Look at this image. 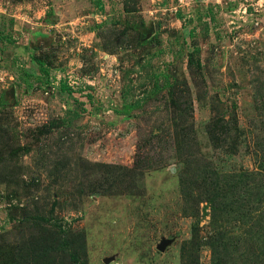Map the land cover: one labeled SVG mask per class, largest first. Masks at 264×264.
Returning <instances> with one entry per match:
<instances>
[{
	"label": "rangeland",
	"instance_id": "374dc122",
	"mask_svg": "<svg viewBox=\"0 0 264 264\" xmlns=\"http://www.w3.org/2000/svg\"><path fill=\"white\" fill-rule=\"evenodd\" d=\"M0 264H264V0H0Z\"/></svg>",
	"mask_w": 264,
	"mask_h": 264
},
{
	"label": "trees",
	"instance_id": "16d2710c",
	"mask_svg": "<svg viewBox=\"0 0 264 264\" xmlns=\"http://www.w3.org/2000/svg\"><path fill=\"white\" fill-rule=\"evenodd\" d=\"M197 53H199V50H197ZM195 62L193 60H191V65L194 64ZM197 64L200 66V61L197 62ZM63 90L64 91H69L72 92V90L67 86V85H63ZM135 106H128V109H133ZM71 257L73 258V255H71ZM76 261H79V258H77V254L76 256H74Z\"/></svg>",
	"mask_w": 264,
	"mask_h": 264
},
{
	"label": "water",
	"instance_id": "95a60500",
	"mask_svg": "<svg viewBox=\"0 0 264 264\" xmlns=\"http://www.w3.org/2000/svg\"><path fill=\"white\" fill-rule=\"evenodd\" d=\"M160 250H164V245H162V246L160 247Z\"/></svg>",
	"mask_w": 264,
	"mask_h": 264
}]
</instances>
